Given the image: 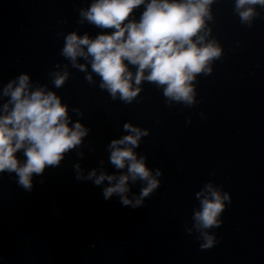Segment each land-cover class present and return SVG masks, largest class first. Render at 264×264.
<instances>
[{"label": "water", "instance_id": "obj_1", "mask_svg": "<svg viewBox=\"0 0 264 264\" xmlns=\"http://www.w3.org/2000/svg\"><path fill=\"white\" fill-rule=\"evenodd\" d=\"M0 264H264V0H0Z\"/></svg>", "mask_w": 264, "mask_h": 264}]
</instances>
